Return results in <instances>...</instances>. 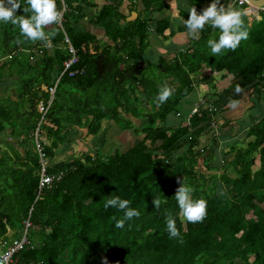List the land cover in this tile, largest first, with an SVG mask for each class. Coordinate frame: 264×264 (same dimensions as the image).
Here are the masks:
<instances>
[{
    "label": "trees",
    "instance_id": "16d2710c",
    "mask_svg": "<svg viewBox=\"0 0 264 264\" xmlns=\"http://www.w3.org/2000/svg\"><path fill=\"white\" fill-rule=\"evenodd\" d=\"M19 2L18 15L26 6V0ZM65 2L63 12L62 0H56L62 20L45 28L47 41L28 40L18 26L0 21V60L11 55L0 63V133L8 134L0 144V253L23 237L29 220L30 243L13 255L10 264H264V14L260 21H245L249 37L235 51L223 50L216 56L207 41L218 39L220 30L205 25L199 39L156 66L166 75L159 81L143 60L150 27L155 25L160 33L169 28L168 18H153L170 8L166 0H143L146 17L134 20L127 19L119 1ZM88 8L93 11L89 21L104 30L103 38L79 26ZM183 31L188 32L185 25ZM47 42L52 53L45 46L31 59L29 49ZM70 45L78 61L65 70L73 56ZM219 72L233 76L229 86L209 93L208 106L188 118L190 112L181 111L179 103L199 85L215 86L213 73ZM57 81L43 115L39 104L48 106L51 99L44 87ZM164 84L174 92L159 104L156 96ZM11 87L15 97L4 96ZM252 96L259 116L244 127L250 139L247 146H237L236 140L224 145V153L234 156L222 164L220 179L226 187L220 195L217 175L212 174L209 183L196 166L202 161L210 167L217 159L215 116L232 105L230 100L235 105L249 103ZM173 115L180 121L167 125ZM104 120H114L122 130L134 128L142 139L106 156L97 149L94 156L86 152L71 161L51 163L56 150L69 144L74 127L86 128V136L95 138L102 133ZM209 132L210 146L197 149ZM14 142L27 147L25 154ZM39 149L45 154L47 173L61 174L42 188ZM229 167L234 176L228 174ZM178 179L194 189V198L207 201L203 222L190 223L180 214L174 197ZM112 196L128 199L140 217L115 227L124 213L104 208ZM154 198L162 201L159 211L152 204ZM169 213L180 237L169 236Z\"/></svg>",
    "mask_w": 264,
    "mask_h": 264
},
{
    "label": "rangeland",
    "instance_id": "374dc122",
    "mask_svg": "<svg viewBox=\"0 0 264 264\" xmlns=\"http://www.w3.org/2000/svg\"><path fill=\"white\" fill-rule=\"evenodd\" d=\"M96 1L97 5H101L103 3V0H94ZM201 0H194L193 4H199ZM212 1V0H210ZM203 2V1H202ZM204 3V2H203ZM94 11L97 10L96 8L93 9ZM87 16L80 22L79 26H82L84 29H90L95 30L93 24L88 20L93 15V11H91V8H88L87 10ZM187 19V18H186ZM244 21L248 23V19L246 16L243 17ZM256 21V20H255ZM245 22V25L247 27L248 32L250 31V26H248ZM177 21L174 22L173 26L177 28L179 24ZM250 24V23H249ZM174 31V30H170ZM175 32V31H174ZM187 32V31H186ZM189 33V32H187ZM99 38L103 36V33L99 34ZM104 37V36H103ZM102 37V38H103ZM45 46H47V49L52 53V46L49 42L45 43ZM44 46V47H45ZM144 60L145 68H147L149 74L155 75L156 79L161 81L165 78V74L158 71V64H160L162 61L166 60L169 62L171 58L165 59L160 58L159 54L155 50H150V48L146 49L144 52ZM11 55H6L3 59L0 60H6ZM205 70L208 73H210V68L205 67ZM211 74V73H210ZM215 78L216 85L213 86L207 85H199L196 92L192 93L188 97H186L182 102L179 103L178 107L181 108V111L191 112V110L195 107V102H200V100H206L209 93L212 92H218L222 90V88H225L229 86L231 83L232 75L228 74L223 75V73H213ZM8 83H5V86H7ZM46 88V87H44ZM12 93V97H15V89L14 87H11L8 91H4V96ZM3 96V97H4ZM250 99L249 97H247ZM254 97L252 96L251 99L248 102H243L240 104L235 105L234 107L230 105L227 109H225L222 113H219L215 116L216 124L214 125L215 128V135L219 138L220 144H218L215 147V154L217 155V159L213 160L214 162H210V167L203 164L202 161L196 166V168L204 174V176L207 178L208 182L212 179L211 175L216 174L218 178L217 183V190L218 192L223 191V189L226 187V184L220 179V176L225 171V168L222 167V164L224 161H230L233 159L232 153H224V150L228 142H233L234 140L237 141V146H247L250 139H246V130L245 129L251 120V117L257 118L259 116V112L257 111V108L253 105ZM201 103V102H200ZM202 107H206V103L202 105ZM262 107L264 108V101L262 102ZM187 113V114H188ZM187 116V115H186ZM135 121H137L135 119ZM180 121V118L176 115H173L170 117V119L167 121V125H177ZM139 122V121H137ZM144 121H140L141 124ZM245 127V128H244ZM122 125H117L114 120H104L102 123V133L93 138V136H86V128H79L74 127L71 136V140L69 144L62 145L60 149L56 150L55 158L51 160V163L55 164L58 161L66 160L71 161L74 157L80 156L81 154H84L86 152L90 153L91 155H95V151L98 149L100 153L104 156L108 154H113L115 151H124L129 149L131 146L136 144L138 141L142 139V135L139 133H136L134 131V128L128 129V130H122ZM213 132V133H214ZM7 133H0V144L3 146L5 144V140L7 138ZM38 134L36 133V136ZM39 136V135H38ZM37 136V137H38ZM42 138V137H41ZM44 139V137H43ZM212 139V133H206L203 135L200 139L199 146L197 149H203L204 146L208 148L211 144ZM46 140V138H45ZM48 143L50 141L48 140ZM14 147L19 150L22 154H25V150L27 147L24 145L19 144L18 142H14ZM33 147L30 146V150ZM228 149V148H227ZM184 150L180 149L177 153L182 152ZM10 151V150H9ZM47 161V160H46ZM259 166V163H256L255 166H253V170H257ZM228 174L235 175L234 170L232 167H229L227 170ZM8 234L10 236L14 235V230H8ZM1 244V242H0ZM1 246V245H0ZM3 247V246H2ZM2 250V248L0 249Z\"/></svg>",
    "mask_w": 264,
    "mask_h": 264
},
{
    "label": "clouds",
    "instance_id": "9594fccd",
    "mask_svg": "<svg viewBox=\"0 0 264 264\" xmlns=\"http://www.w3.org/2000/svg\"><path fill=\"white\" fill-rule=\"evenodd\" d=\"M19 0H0V21L11 23L19 27L20 34L31 40L47 41L48 36L45 28L51 24H59L62 20V14L57 9L56 0H26V6L22 8L23 14L18 15L21 9ZM189 16L183 19L189 34L194 39H199L201 31L205 25L219 29L218 39H209L207 45L211 50V55L216 56L223 50L235 51L241 41L247 40L249 32L243 19L247 15L246 10H240L231 4H221L220 0L212 2L203 9L197 11L195 6L187 10ZM235 91L239 93L241 88L237 85ZM174 89L169 85L160 86L156 96L159 104L166 103L173 95ZM234 107L236 101H229ZM179 187L175 192V200L178 203L180 214L190 223L203 222L207 216V201L204 198H194V189L184 179H178ZM220 195H224L221 191ZM162 201L154 198L152 204L155 210L159 211ZM128 199H122L119 196H112L104 202V208H116L124 213L123 218L116 220L115 227L123 228L126 221L133 218H139L141 213L135 208L129 206ZM166 228L170 238L180 237V230L177 228L175 218L169 213L166 215Z\"/></svg>",
    "mask_w": 264,
    "mask_h": 264
},
{
    "label": "crops",
    "instance_id": "0c3cea01",
    "mask_svg": "<svg viewBox=\"0 0 264 264\" xmlns=\"http://www.w3.org/2000/svg\"><path fill=\"white\" fill-rule=\"evenodd\" d=\"M113 1L114 0H103V3L104 2L112 3ZM115 1H119L121 3L120 10L127 16L128 20H134L137 16L146 17L147 13L144 10L145 5L143 3V0H115ZM166 1L170 4V8L163 10V12H157L153 14V18H157V19L168 18L169 28L165 29L164 33H160L156 31L155 25L150 27L149 29L150 34H149L148 47H147V49L150 48V50H155L159 54L160 58L166 56L168 57L170 56L171 58L174 55L175 50L185 49L186 45L190 44L192 39H194L189 33L183 31L184 24L182 23V20L185 19V17L187 16L186 14L187 10L190 9L192 6H195L199 13L202 12L203 9L212 2L210 0H201L199 4H193L194 0H166ZM220 3L225 4L226 6L231 4L233 7L243 10L242 9L243 7L237 6L233 2V0H220ZM246 17L248 19V22L251 24L255 20L256 21L262 20L263 16H261V14L256 15V13H253L249 15L247 14ZM175 21L178 22L176 24H179L177 28L173 26ZM154 22L155 21H153V23ZM123 24H125L124 21ZM93 26L95 27L94 28L95 30L93 31L97 34L98 37H100L99 36L100 33H103V36H105V32L102 28L100 27L98 28V26L96 25ZM170 30H174L175 32ZM103 36H101V38ZM43 44L45 45V43ZM36 48L37 46H34L33 48L29 49V51L33 53L35 52Z\"/></svg>",
    "mask_w": 264,
    "mask_h": 264
},
{
    "label": "built area",
    "instance_id": "2783aa9c",
    "mask_svg": "<svg viewBox=\"0 0 264 264\" xmlns=\"http://www.w3.org/2000/svg\"><path fill=\"white\" fill-rule=\"evenodd\" d=\"M233 2L237 5V6H241L243 7V10L247 11V14H253L256 13V15H260L261 16L264 14V4L262 5H257L253 2H251L250 0H233ZM63 3V11L66 10L67 8V4L65 2V0H62ZM69 41V39H67ZM45 45L43 43H41L40 45L37 46L35 52L31 53V59H35V56L38 54H41L43 52V47ZM70 50L73 52V56L67 60L65 62V70L70 69L71 66L76 63L78 61V57L75 55V49L72 47V45H70ZM36 53V55H35ZM72 74L74 72H71ZM58 85V81L55 83L54 86H50V87H46V89L49 91V93L51 94V99L49 101V105L45 106L44 104L40 103L39 104V110L40 112H42L43 115H45L49 109L50 104L52 103L53 97L55 95L56 92V87ZM201 102V103H200ZM200 102H195L194 105L195 107L191 110V112L188 114V118L192 117L193 114L198 113L200 108L202 107V105H204L206 103V106H208L206 100H200ZM38 134V132H37ZM38 146H40V144L38 143ZM41 157H42V164H43V168H42V172H41V184H40V188L46 186V185H50L52 184L56 179L59 180V175L56 174H49L46 171V162H45V154L39 149ZM31 225L30 221L27 220L26 225H25V231H24V235L21 238H16L12 244H10L5 252L0 253V264H10V262L12 261L13 255L19 251L20 249H22L24 246H26L27 244L30 243L28 237H27V230L29 228V226Z\"/></svg>",
    "mask_w": 264,
    "mask_h": 264
},
{
    "label": "water",
    "instance_id": "95a60500",
    "mask_svg": "<svg viewBox=\"0 0 264 264\" xmlns=\"http://www.w3.org/2000/svg\"><path fill=\"white\" fill-rule=\"evenodd\" d=\"M251 2L257 4V5H262L264 4V0H250Z\"/></svg>",
    "mask_w": 264,
    "mask_h": 264
}]
</instances>
